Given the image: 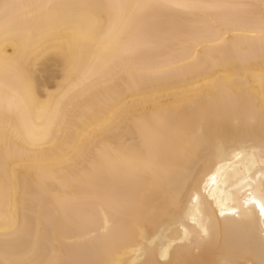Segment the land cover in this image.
I'll return each mask as SVG.
<instances>
[{
    "label": "bare ground",
    "instance_id": "6f19581e",
    "mask_svg": "<svg viewBox=\"0 0 264 264\" xmlns=\"http://www.w3.org/2000/svg\"><path fill=\"white\" fill-rule=\"evenodd\" d=\"M252 199L264 0H0V264H264Z\"/></svg>",
    "mask_w": 264,
    "mask_h": 264
},
{
    "label": "snow or ice",
    "instance_id": "6c2138e0",
    "mask_svg": "<svg viewBox=\"0 0 264 264\" xmlns=\"http://www.w3.org/2000/svg\"><path fill=\"white\" fill-rule=\"evenodd\" d=\"M249 195H251V194H249ZM251 202H252L253 204H256V205L259 207L261 214H264V203H261V202H260L259 200H257V199H252Z\"/></svg>",
    "mask_w": 264,
    "mask_h": 264
}]
</instances>
